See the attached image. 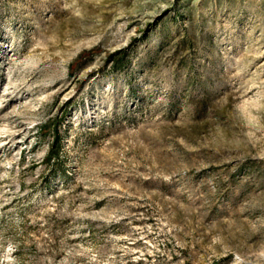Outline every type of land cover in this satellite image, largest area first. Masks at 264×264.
<instances>
[{"label": "rangeland", "instance_id": "1", "mask_svg": "<svg viewBox=\"0 0 264 264\" xmlns=\"http://www.w3.org/2000/svg\"><path fill=\"white\" fill-rule=\"evenodd\" d=\"M0 264H264V0H0Z\"/></svg>", "mask_w": 264, "mask_h": 264}, {"label": "trees", "instance_id": "2", "mask_svg": "<svg viewBox=\"0 0 264 264\" xmlns=\"http://www.w3.org/2000/svg\"><path fill=\"white\" fill-rule=\"evenodd\" d=\"M87 54H91V52H87ZM83 54L80 56L79 59L84 58ZM107 61L110 62L114 68H121L122 64L124 62V57L121 55V53L118 54H110L107 56ZM60 120L57 118H54L50 120L49 122L43 124L40 128V133L42 137H45L47 135H52V142L48 148L47 154L44 158L45 162L50 163L51 161H55V159L59 156V149H60Z\"/></svg>", "mask_w": 264, "mask_h": 264}]
</instances>
